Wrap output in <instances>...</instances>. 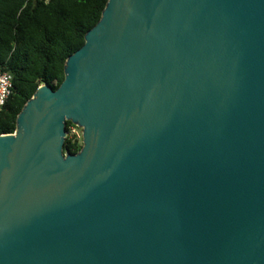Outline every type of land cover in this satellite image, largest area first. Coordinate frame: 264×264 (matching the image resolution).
Masks as SVG:
<instances>
[{"label": "water", "instance_id": "obj_1", "mask_svg": "<svg viewBox=\"0 0 264 264\" xmlns=\"http://www.w3.org/2000/svg\"><path fill=\"white\" fill-rule=\"evenodd\" d=\"M64 72L0 134V264H264V0H108Z\"/></svg>", "mask_w": 264, "mask_h": 264}, {"label": "trees", "instance_id": "obj_2", "mask_svg": "<svg viewBox=\"0 0 264 264\" xmlns=\"http://www.w3.org/2000/svg\"><path fill=\"white\" fill-rule=\"evenodd\" d=\"M108 0H0V73L9 72L13 90L0 111V134L13 133L17 116L42 84L57 89L68 57L85 43ZM72 122H67V129ZM82 144L66 138L76 154Z\"/></svg>", "mask_w": 264, "mask_h": 264}, {"label": "built area", "instance_id": "obj_3", "mask_svg": "<svg viewBox=\"0 0 264 264\" xmlns=\"http://www.w3.org/2000/svg\"><path fill=\"white\" fill-rule=\"evenodd\" d=\"M13 90V78L9 72L0 73V111L7 103ZM67 137L72 139L73 142L82 144L83 132L82 129L73 124L67 129Z\"/></svg>", "mask_w": 264, "mask_h": 264}]
</instances>
